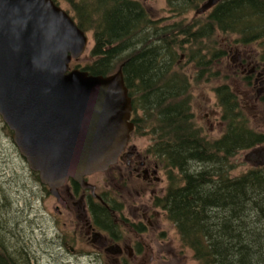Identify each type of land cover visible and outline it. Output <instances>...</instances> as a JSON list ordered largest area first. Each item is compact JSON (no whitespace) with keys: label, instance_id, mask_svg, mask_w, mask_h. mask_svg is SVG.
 Here are the masks:
<instances>
[{"label":"trees","instance_id":"trees-1","mask_svg":"<svg viewBox=\"0 0 264 264\" xmlns=\"http://www.w3.org/2000/svg\"><path fill=\"white\" fill-rule=\"evenodd\" d=\"M53 1L67 3L65 11L92 36V59L81 69L109 75L121 68L132 132L150 137L148 152L166 169L161 204L181 246L197 264H264V166L231 174L239 152L264 143V131L249 125L229 83L213 88L223 123L217 137L203 133L190 101L192 83L206 82L213 58L224 54L216 36L258 43L264 61V0H220L189 21L183 16L205 0H165L169 23L153 19L139 0ZM181 52L195 75L182 69ZM19 251L11 253L0 237V264H29Z\"/></svg>","mask_w":264,"mask_h":264},{"label":"water","instance_id":"water-1","mask_svg":"<svg viewBox=\"0 0 264 264\" xmlns=\"http://www.w3.org/2000/svg\"><path fill=\"white\" fill-rule=\"evenodd\" d=\"M218 1L205 0L194 15ZM87 43L53 0H0V116L28 168L58 202L68 179L94 193L85 177L113 165L133 129L121 68L91 75L70 67ZM244 160L264 166V147Z\"/></svg>","mask_w":264,"mask_h":264},{"label":"rangeland","instance_id":"rangeland-1","mask_svg":"<svg viewBox=\"0 0 264 264\" xmlns=\"http://www.w3.org/2000/svg\"><path fill=\"white\" fill-rule=\"evenodd\" d=\"M139 1L147 8L153 19L162 23L173 22L166 10L165 0ZM60 6L63 9L69 7L64 1H60ZM193 13V11L186 13L183 19L189 21L199 16H194ZM87 36L88 43L84 53L79 59L72 60L71 67L78 65V68H81L80 66L86 61L92 59L89 53L93 39L90 33ZM216 39V45L224 50V54L213 58L209 68L212 70L210 72L212 75H208L209 78L211 77L210 80L206 78L208 73H205L206 82L191 85L190 101L195 121L208 137L214 138L221 134L223 123L219 119L220 109L216 104L213 88L224 82L229 83L237 94L240 106L249 118V125L255 130L264 131V61L258 56V50L262 48L258 43L238 45L232 42V37L224 35H218ZM186 60L184 53L181 52L178 62L182 69L195 75L197 70ZM253 68L261 75L255 82V73L248 74L250 77L248 83L244 76H247L245 75L247 71ZM10 131L0 116V237L5 241L8 249L15 255L23 249L29 264H96L99 259L107 261L105 257L71 255L67 248L60 246L62 242H66L86 254H93L91 246L82 234L79 236L77 232L76 237L72 235L73 228L67 214L57 215L54 210L58 205L55 197L44 190L37 173L28 168L24 157L12 140ZM130 143L134 144L136 149L147 152L151 139L148 135L133 133ZM260 146L264 147V143ZM250 150L252 149L242 150L235 157L234 162L237 166L231 172L232 175H237L253 166V163L244 160V154ZM104 177L105 173H98L88 180L101 184ZM159 185L167 187L166 174ZM59 208L63 211L61 207ZM161 222L167 230L165 246L173 247L176 251L172 259L173 263L197 264L192 258L191 251L181 246L173 223L166 216L161 218ZM152 249L156 251L157 247L153 245Z\"/></svg>","mask_w":264,"mask_h":264},{"label":"flooded vegetation","instance_id":"flooded-vegetation-1","mask_svg":"<svg viewBox=\"0 0 264 264\" xmlns=\"http://www.w3.org/2000/svg\"><path fill=\"white\" fill-rule=\"evenodd\" d=\"M256 72L255 68L249 69L245 75L255 73L257 82L261 74ZM132 131L124 151L113 165L85 177L94 186V193L72 179L58 188L60 203L55 197L58 204L55 212L67 214L72 235L82 234L93 254H86L66 242L60 246L67 248L71 255L107 259H99L96 264H151L156 261V264H174L172 259L176 251L165 246L167 230L161 222L166 216L161 204L166 188L159 184L165 179L166 169L162 160L148 152V148L147 152L141 151L130 143ZM98 173H105L101 184L88 180ZM43 188L49 192L47 186Z\"/></svg>","mask_w":264,"mask_h":264}]
</instances>
